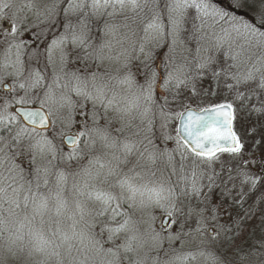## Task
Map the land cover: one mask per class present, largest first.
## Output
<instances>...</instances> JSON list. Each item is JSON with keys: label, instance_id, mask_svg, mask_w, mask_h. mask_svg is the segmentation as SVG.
Wrapping results in <instances>:
<instances>
[{"label": "snow or ice", "instance_id": "snow-or-ice-1", "mask_svg": "<svg viewBox=\"0 0 264 264\" xmlns=\"http://www.w3.org/2000/svg\"><path fill=\"white\" fill-rule=\"evenodd\" d=\"M205 78L233 101L193 110ZM237 107L264 114V0H0V264H264V158H242ZM223 154L260 193L230 226L201 207Z\"/></svg>", "mask_w": 264, "mask_h": 264}, {"label": "rangeland", "instance_id": "rangeland-1", "mask_svg": "<svg viewBox=\"0 0 264 264\" xmlns=\"http://www.w3.org/2000/svg\"><path fill=\"white\" fill-rule=\"evenodd\" d=\"M19 2V0H17ZM64 13H61L59 16L56 17L57 20L64 22ZM68 18L72 20L73 23L76 22V15L69 13ZM115 23H122V18H117ZM35 32L41 31V28L46 27V22H43V17L37 18L35 15L29 14L28 21L24 25L23 30V38L31 44V42L35 39V32H32L29 26H36ZM99 29L93 25V32L97 33ZM125 30L121 29V33ZM63 32V28L60 24H57L55 28L51 29V32H45L44 36L38 42L37 46L41 47L43 51V45L45 40H50L51 34H59ZM140 35H143L142 33ZM119 38V37H118ZM192 47V45H190ZM30 49L25 50V57L27 56ZM194 54V53H193ZM259 55V53H256ZM41 67H43V61H41ZM76 67H79L77 64ZM161 71L163 69L161 68ZM50 72V70H49ZM199 87L203 90H211L213 92H217L216 95H209L204 97L203 103L200 104H193L191 107L193 109L199 110L201 107H207L214 103H220L224 100L233 101V96L223 87V81H221V87L217 91L216 84L210 79L205 78L202 81L198 82ZM253 105L259 106L256 104V101L253 100ZM183 110V108L179 109ZM173 123L177 124V120ZM235 131L237 132L238 136L240 137L241 143L244 145L243 151V159L245 160H257L264 158V114H259L256 112L251 111V109H240L237 107V119L234 123ZM174 134V132H173ZM168 147H175V145L169 141ZM221 161L223 162V171L221 169ZM17 163H21L22 167L28 168L29 161L28 158L25 157L21 160L20 157L16 158ZM9 167V164L6 162L4 164L3 170L6 173V169ZM157 167L162 169V178H166L170 172V168L166 166V161H160L157 164ZM205 176L202 180L204 184L203 192L207 195L208 199L206 204H202L201 207H206L207 209L215 208L214 215H216L217 220L214 222L216 224H225V225H232L233 221L237 219H242L245 214L247 213L249 207L255 206L256 198L259 196V192L255 195L249 192V185L241 186V177L237 176L234 171V161L232 160L230 154H223L220 157V161H218L212 167H208L207 165L201 166ZM230 169H233V182L227 183V185L223 184L220 179H215V183L213 184L211 190H209L208 184L209 181L207 179L208 175H212L213 170L219 176H223L225 180H227L228 172ZM250 171H257V166L252 165ZM160 176V173H158ZM175 180V177H172ZM233 183L236 185L233 188ZM225 187L232 190V195L225 194ZM264 191V189H261ZM195 204V200L193 201ZM260 208H264V205H261ZM207 211L205 215H207ZM261 211L258 209L255 215V220L251 219L248 221V230L249 233H255L256 237H258L262 232H264V223L261 222ZM189 226L191 228H195L196 224L194 221H189ZM185 231H188V228H185ZM254 238V237H253ZM251 242V240H249ZM196 264H204L203 260H199Z\"/></svg>", "mask_w": 264, "mask_h": 264}, {"label": "trees", "instance_id": "trees-1", "mask_svg": "<svg viewBox=\"0 0 264 264\" xmlns=\"http://www.w3.org/2000/svg\"><path fill=\"white\" fill-rule=\"evenodd\" d=\"M260 217H261V215H260ZM253 219H254V220H255V222H256V218H255V216L252 218V220H253Z\"/></svg>", "mask_w": 264, "mask_h": 264}, {"label": "water", "instance_id": "water-1", "mask_svg": "<svg viewBox=\"0 0 264 264\" xmlns=\"http://www.w3.org/2000/svg\"><path fill=\"white\" fill-rule=\"evenodd\" d=\"M193 110H195V109H193ZM196 111H198V110H196ZM179 124V120H177V125Z\"/></svg>", "mask_w": 264, "mask_h": 264}]
</instances>
